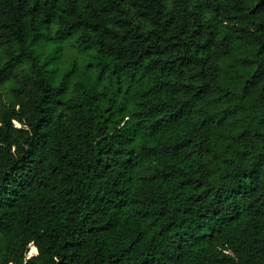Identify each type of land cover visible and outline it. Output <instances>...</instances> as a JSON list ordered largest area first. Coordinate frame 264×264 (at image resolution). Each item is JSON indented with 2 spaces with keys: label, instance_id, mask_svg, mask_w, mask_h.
<instances>
[{
  "label": "trees",
  "instance_id": "obj_1",
  "mask_svg": "<svg viewBox=\"0 0 264 264\" xmlns=\"http://www.w3.org/2000/svg\"><path fill=\"white\" fill-rule=\"evenodd\" d=\"M0 264H264V0H0Z\"/></svg>",
  "mask_w": 264,
  "mask_h": 264
},
{
  "label": "rangeland",
  "instance_id": "obj_2",
  "mask_svg": "<svg viewBox=\"0 0 264 264\" xmlns=\"http://www.w3.org/2000/svg\"><path fill=\"white\" fill-rule=\"evenodd\" d=\"M61 47L62 50L59 52L58 57L50 63V68L59 70L61 74L72 70L75 65L79 67L78 71L82 72L85 69V65L90 63L95 52L94 49L80 50L73 39L63 42ZM76 79L80 80V78ZM31 255H34V253H31L29 248L28 256Z\"/></svg>",
  "mask_w": 264,
  "mask_h": 264
}]
</instances>
